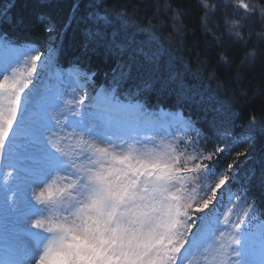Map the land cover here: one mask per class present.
I'll return each mask as SVG.
<instances>
[{"label":"snow or ice","instance_id":"snow-or-ice-1","mask_svg":"<svg viewBox=\"0 0 264 264\" xmlns=\"http://www.w3.org/2000/svg\"><path fill=\"white\" fill-rule=\"evenodd\" d=\"M232 15L241 30L257 18L264 25V0H235ZM16 27L4 11L0 264H264V216L254 215L264 191L247 203L245 180L255 175L241 168L247 153L221 168L241 139L254 142L255 117L239 136L227 114L184 119L202 96L158 52L125 57V45L89 30L92 50L108 62L97 85L83 61L65 68L58 46L20 44L9 32ZM256 38L264 46V30ZM152 94L178 111L150 104ZM234 189L243 195L226 201Z\"/></svg>","mask_w":264,"mask_h":264},{"label":"trees","instance_id":"trees-1","mask_svg":"<svg viewBox=\"0 0 264 264\" xmlns=\"http://www.w3.org/2000/svg\"><path fill=\"white\" fill-rule=\"evenodd\" d=\"M247 2L258 4L259 0ZM74 5L78 7L74 9ZM213 5H220L215 14ZM234 9L235 0H0V15L7 11L17 21V27L9 32L18 40L33 42L41 51L49 42L58 46L62 62L81 60L98 73V80L104 81L108 62L102 49L92 50L94 45L86 36L89 30L99 31L103 42L125 45V57L134 53L142 61L139 49L158 52L161 64L178 71L202 96L200 107L184 108L188 118L211 122L222 114L230 115L239 136L255 117L254 142L241 139L221 162V168L226 167L236 158L235 152L247 153L239 159L244 162L242 169L255 171L254 177L250 173L245 180L251 204L252 198L264 191V133L260 131L264 120V46L256 38L264 25L257 18L241 30L242 25L235 23L237 18L232 15ZM49 27L53 28L51 34ZM236 31L242 39L236 37ZM51 36L58 38L50 40ZM221 55L231 63L221 60ZM149 102L177 109L171 98L152 94ZM255 214L264 216V202Z\"/></svg>","mask_w":264,"mask_h":264}]
</instances>
